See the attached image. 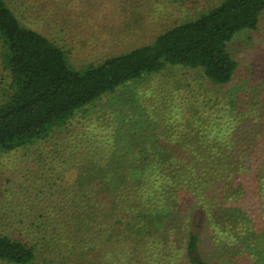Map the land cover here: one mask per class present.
Wrapping results in <instances>:
<instances>
[{
    "label": "trees",
    "instance_id": "16d2710c",
    "mask_svg": "<svg viewBox=\"0 0 264 264\" xmlns=\"http://www.w3.org/2000/svg\"><path fill=\"white\" fill-rule=\"evenodd\" d=\"M30 1L39 9L33 13L28 9L26 17L41 22L58 6L50 5V0ZM263 12L264 0H222L149 43L75 70L63 48L25 25L8 1L0 0V45L9 77L6 98L0 101V154L43 140L104 94L167 64L201 69L211 82L230 84L237 62L228 43L238 32L258 28ZM56 20L62 23L60 15ZM222 98L230 103L221 106ZM208 101L221 107L211 112ZM201 102L202 110L194 107L182 117L178 108L171 110L177 113L174 116L165 110L157 123L145 127V147L139 149L142 161L127 166L125 173L113 165L95 172L83 169L90 179L78 182L85 206L72 203L79 207L72 214L58 207L55 216L60 218L52 223L62 228L58 230L64 235L62 246L55 245L52 232L45 239L42 228L39 233L35 226L46 225L38 221L45 218L43 211L11 216L8 224L3 216L8 227L0 230V260L32 264L45 245L48 248L42 251L48 261L77 264L92 257L91 251L100 245L126 244L136 256L145 242L159 241L163 251L151 255L159 257L157 264L180 259L181 251L187 263L216 264L203 257L200 247L203 227L212 226L219 235L235 240L227 252L245 253L250 264H264V95L237 98L226 93ZM221 113L226 118L219 121ZM257 200L259 208L252 205ZM17 224L25 230L10 228ZM33 225L35 230L28 227ZM181 234L184 249L175 250V237ZM137 254L145 260V253Z\"/></svg>",
    "mask_w": 264,
    "mask_h": 264
},
{
    "label": "rangeland",
    "instance_id": "374dc122",
    "mask_svg": "<svg viewBox=\"0 0 264 264\" xmlns=\"http://www.w3.org/2000/svg\"><path fill=\"white\" fill-rule=\"evenodd\" d=\"M7 1L25 25L34 27L64 49L71 68L81 70L90 63L96 65L110 54H122L132 47L149 43L167 28L199 17L205 9L222 0H50V5L58 6L43 22L33 16L26 17L28 9L33 13L38 7L30 0ZM58 15L62 17V23L57 22ZM228 47L237 62L230 84L211 82L204 77L201 69L167 64L161 71L134 79L104 94L77 111L66 124L54 127L43 140L2 152L0 230L11 222V216H36L43 211L41 214L45 218L41 217L38 221H46V225L35 226L39 233L42 228L45 239L51 238L49 235L52 232L55 245L62 246L64 235L58 233L62 228L58 229L52 223L60 218L55 216L58 207L64 214H72L79 208L77 206H85L80 198L82 185L78 183L90 181L82 172L84 168L90 167L95 172L102 166L113 165L125 173L127 166L140 163L139 149L145 147V127L150 128L151 124L157 123L165 110L174 116L177 113L171 110L178 108L179 117H182L194 107L204 109L200 105L205 98L217 99L226 93L237 98H243L245 94L264 95V12L258 28L238 32ZM4 50L0 45V101L6 98L9 82L2 62ZM228 101L222 98L220 105L224 106ZM213 103L208 101L211 112L221 107L217 102ZM175 117L178 118V115ZM224 118L226 116L221 113L219 121ZM72 203L77 206L73 208ZM252 205L259 208L261 201L257 200ZM3 216L8 217L6 222ZM49 217L52 218L47 219ZM35 226L28 227L35 230ZM18 227L25 230L23 224L10 228ZM197 227L201 228V225L197 224ZM181 235V238L180 235L175 237V250L184 249V234ZM36 237L39 238L38 233ZM45 239L41 242L47 241ZM234 244L235 240L230 235H219L212 226L203 227L201 253L204 258L208 256L210 262L250 264V258L245 253L227 252ZM100 246L91 251L92 257H85L82 263L77 264H157L159 257L151 255L155 251H163L159 241L155 244L145 242L143 248L137 251L146 254L144 260L143 254L133 256L126 244ZM44 247L48 248L45 245L39 247V257L32 264H58L55 260H47L43 254L45 249L42 251ZM170 252H174L172 247ZM175 259L163 264H190L183 251L180 259ZM0 264L11 263L0 260Z\"/></svg>",
    "mask_w": 264,
    "mask_h": 264
}]
</instances>
